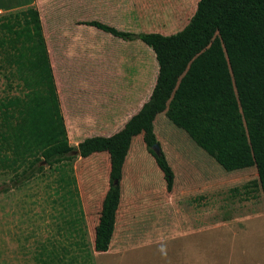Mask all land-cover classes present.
<instances>
[{
    "label": "rangeland",
    "instance_id": "rangeland-1",
    "mask_svg": "<svg viewBox=\"0 0 264 264\" xmlns=\"http://www.w3.org/2000/svg\"><path fill=\"white\" fill-rule=\"evenodd\" d=\"M82 1L38 0L46 29L56 5L65 8V18L84 21L82 12H74V4ZM198 2L110 0L120 7L118 16L93 11L92 18L105 15L116 21V28L136 34L172 35L189 23ZM90 28L92 46L108 51L113 63L138 51L151 64L154 52L142 40L131 43L94 27L86 26V31ZM223 28L233 32L230 38L254 39L225 21L220 24ZM247 51L223 53L222 65L217 61L215 69L209 67L204 73L192 66L179 80L166 111L157 116L155 133L175 173L172 192L167 191L143 135L134 139L123 170L121 203L108 252L94 251L95 228L110 188L108 153L82 159L73 151L75 157L61 170L46 166L43 174L18 186L8 178L0 180L8 184L7 190H0V264H53L49 262L53 255L58 256V264H264V130L259 136L252 124L250 131L236 139L235 129H229L240 115L233 103L243 95L248 109L261 106L264 122V71L252 66L253 57ZM156 65L157 78V61ZM124 71L126 80L134 76L128 62ZM5 74L0 67V95L17 93L8 87ZM198 76L206 80L198 82ZM57 78L66 126L74 131L71 120L84 106L81 89L89 78L85 74L69 77V101L58 72ZM230 82L238 87L235 92L226 88ZM262 84L263 90L257 91ZM75 135L72 132L69 137L74 147L84 138L77 140Z\"/></svg>",
    "mask_w": 264,
    "mask_h": 264
},
{
    "label": "trees",
    "instance_id": "trees-1",
    "mask_svg": "<svg viewBox=\"0 0 264 264\" xmlns=\"http://www.w3.org/2000/svg\"><path fill=\"white\" fill-rule=\"evenodd\" d=\"M224 21L254 39L230 38L232 31L220 30ZM80 24L127 41L140 39L153 50L158 74L150 98L119 132L109 137H87L74 147L69 140L39 9L29 5L0 13V67L6 71L8 87L18 90L0 95V180L8 178L12 185L18 186L43 174L46 166L61 170L62 165L75 157L73 151L82 159L108 153L110 188L102 202L94 238V251L106 253L115 234L124 166L137 136L143 135L147 151L162 172L167 191L172 192L174 188L175 173L157 139L155 120L166 111L181 77L192 66L203 73L209 67L215 69L213 64L217 61L222 65L223 53L233 50L231 55H234L239 49L248 50L253 57L252 66L257 65L258 70L264 71V43L253 41L264 40V0H199L189 23L172 35L136 34L98 20L81 21ZM226 74L230 79L232 72ZM204 77L198 76V82ZM227 84L226 88L234 92L238 88L235 83ZM262 86L257 87V91H262ZM238 98L233 104L240 115L229 125V129H235L233 138L246 134L252 124L260 136L264 130L261 106L249 105L248 109L244 105L247 96ZM155 144L160 145V154L153 150ZM7 185L0 184V190H7ZM57 259L58 256L53 255L49 262L58 264Z\"/></svg>",
    "mask_w": 264,
    "mask_h": 264
},
{
    "label": "crops",
    "instance_id": "crops-1",
    "mask_svg": "<svg viewBox=\"0 0 264 264\" xmlns=\"http://www.w3.org/2000/svg\"><path fill=\"white\" fill-rule=\"evenodd\" d=\"M29 5H36L41 14L43 31L66 123L67 116L64 113L57 72L63 78V88L66 86L64 95L68 101L71 99L70 94H72L68 86L69 77L85 74L89 78V81L81 89L85 95L84 106L74 113L71 120L75 125L74 131H71L67 126L69 137L72 132L76 133L75 138L77 140L80 137H84L82 139L94 136L109 137L119 132L152 94L156 84L155 54L152 56L151 64L149 59L140 57L138 51L130 54V56H124V59L121 57L119 63H113L108 51H101V49L92 46L93 30L90 28L86 31L87 25L80 24V21L75 23L69 18H65L66 10L61 5L53 6L50 10L52 17L47 23L48 30L41 13L43 8L40 7L38 0H0V13ZM94 6L98 9L93 10ZM74 7L76 8L74 12L84 14V21L101 19L110 22L111 26L118 27L116 21L107 19V16L96 15L102 11L106 14L112 12L111 15L117 17L118 11L121 10L117 3H110V0H83L75 3ZM44 11L47 12L46 9ZM93 11L96 13L95 18H92ZM128 41L132 43L133 40ZM127 62L135 71L130 80L125 78L124 67ZM76 101L78 102V100ZM81 141L79 140L75 146L77 147ZM92 156L101 158L105 155L96 153Z\"/></svg>",
    "mask_w": 264,
    "mask_h": 264
},
{
    "label": "water",
    "instance_id": "water-1",
    "mask_svg": "<svg viewBox=\"0 0 264 264\" xmlns=\"http://www.w3.org/2000/svg\"><path fill=\"white\" fill-rule=\"evenodd\" d=\"M153 150L157 153V154H160L161 153V147H160V145L159 144H155L154 146H153ZM119 182L118 181H116L115 182V184L117 185Z\"/></svg>",
    "mask_w": 264,
    "mask_h": 264
}]
</instances>
